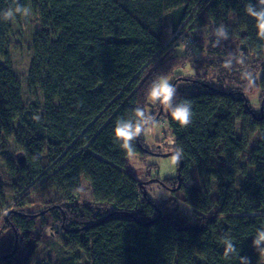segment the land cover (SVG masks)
I'll return each instance as SVG.
<instances>
[{
  "label": "trees",
  "instance_id": "16d2710c",
  "mask_svg": "<svg viewBox=\"0 0 264 264\" xmlns=\"http://www.w3.org/2000/svg\"><path fill=\"white\" fill-rule=\"evenodd\" d=\"M18 3L39 24L28 91L41 100L25 102L13 66L12 25L24 16L0 18V151L14 141L15 153L25 157L23 163L14 155L6 159L0 174V264H31L43 245L51 249L40 264H242L241 258L261 264L264 253L253 240L264 230V112L252 109L248 92L261 89L264 98V38L246 9L264 5L259 0ZM10 7L13 0H0V12ZM221 27L227 39L216 33ZM185 33L192 41L178 54L176 37ZM194 48L203 59L194 58ZM186 64L196 74L177 75L171 83L173 105L191 106V122L181 126L148 92L154 81ZM136 108L153 120L162 110L160 119L175 139L172 149L182 152L176 191L188 211L175 199L155 202L148 186L129 172L132 156L149 154L141 147L146 148L143 134L152 123L131 142L132 152L121 148L113 132L117 121L135 118ZM82 179L93 187L91 201L81 197ZM179 179L158 180L173 189ZM4 184L16 196L12 202ZM34 191L40 197L32 196ZM16 232V252L7 257ZM227 242L234 252L226 254Z\"/></svg>",
  "mask_w": 264,
  "mask_h": 264
},
{
  "label": "rangeland",
  "instance_id": "374dc122",
  "mask_svg": "<svg viewBox=\"0 0 264 264\" xmlns=\"http://www.w3.org/2000/svg\"><path fill=\"white\" fill-rule=\"evenodd\" d=\"M218 29V28H217ZM39 30V24L34 19V15L30 12V15L27 17H22L19 22H15L12 25V33L10 37V46H11V55L13 66L15 72L22 83L23 86V97L26 103L33 101L36 99L41 100V96L38 94L34 96L32 93L28 91V80H29V69L32 60V52L31 46L34 40L35 33ZM201 35L200 42H205L207 40L206 34ZM208 34V33H207ZM175 34L172 35V38ZM205 37V40H203ZM171 38V39H172ZM187 34H180L176 37L175 45L177 46L176 53L185 54L186 50V42L190 39ZM192 41V40H191ZM194 52L196 55L194 58L203 59L204 57L200 56V49L194 48ZM198 51V52H197ZM195 75L196 72L191 69L188 64L179 67L174 72L173 76L168 77L167 80L172 83L173 79L177 75ZM248 99L250 101L252 109L261 113L264 111V98H262L261 89H255L248 92ZM167 111V108L164 112ZM170 129L167 126L165 118H159L157 122H154L148 128H146L143 139L145 141V145L149 154L147 156L141 157V155L132 156L129 164V172L138 178L141 182H147L151 179H161L165 180L168 178H175L178 175V162L173 159L174 155L171 156H160L162 153H169L174 151L172 146L175 144L172 135L170 134ZM259 134L256 133L253 141L250 144V150L256 146L257 136ZM16 145L14 141H11L10 146L5 151H0V174L4 172L5 166L4 161L10 158L12 155L16 156L15 153ZM249 160V156L246 153L245 158L242 159V162L247 163ZM46 161V160H45ZM250 174L253 175V168L250 169ZM4 189L6 190L8 202H12L15 199V194L12 192L9 185L4 184ZM148 186V194L152 200L157 203H162L170 199H175L179 203V207L182 210L188 211V206L184 203L182 199L181 190H174L165 187L161 182H154L147 185ZM32 196L40 197L39 191H34ZM81 197L84 201H91L93 199V187L92 185L85 179H82V191ZM173 210L169 207L168 213H171ZM4 226V219L0 217V232ZM55 244V243H54ZM51 249V246L47 247L43 245L36 252L33 257L31 264H40V260L45 253H47ZM56 254L53 255V260L56 258ZM264 264V261L261 263Z\"/></svg>",
  "mask_w": 264,
  "mask_h": 264
},
{
  "label": "clouds",
  "instance_id": "9594fccd",
  "mask_svg": "<svg viewBox=\"0 0 264 264\" xmlns=\"http://www.w3.org/2000/svg\"><path fill=\"white\" fill-rule=\"evenodd\" d=\"M13 3L15 7H10L4 12H0V18L11 20L14 19L17 14L25 17L30 15L31 10L20 5L18 0H13ZM259 3L260 5H264V0H259ZM246 11L256 19L259 36L264 38V7H261L259 11H254L252 6L249 5ZM216 33L223 36L224 39H227V33L223 27L217 29ZM175 95L176 88L164 77L154 81L148 92V96L152 102H161L166 105L170 110L172 119L181 126H187L191 122V106L186 101L174 106L173 98ZM134 114V119L117 121L113 132L115 140L120 143L121 148L126 152L133 151L131 142L144 130V126L151 123L153 120L142 108H136ZM181 154V150L176 149L173 159L178 162ZM262 244H264V230H259L256 238L253 240V247L258 249L261 253H264V248L261 247ZM234 251L235 249L232 247L231 242H227L226 254ZM241 260L242 264H247V258H241Z\"/></svg>",
  "mask_w": 264,
  "mask_h": 264
},
{
  "label": "water",
  "instance_id": "95a60500",
  "mask_svg": "<svg viewBox=\"0 0 264 264\" xmlns=\"http://www.w3.org/2000/svg\"><path fill=\"white\" fill-rule=\"evenodd\" d=\"M161 112H162V110H161ZM161 112H160V114H159V115H158V116H157V117L151 122L152 124L160 118ZM262 112H264V111H262ZM139 138H140V135L138 136V140H139ZM141 149H143L144 151H148V150L145 149L144 147H141ZM174 154H175V151H171V152H169V153H162V154H160V156H171V155H174ZM16 158H17L18 163H23V162L25 161V157H24V153H23V152H18L17 155H16ZM181 164H182V162L180 163V166H181ZM179 172H180V167H179V169H178V179L180 178ZM154 182H161V183H162V181H160V180H158V179H151V180H149V181H147V182H143V184H144L143 187H145L146 185H148V184H150V183H154ZM179 187H180V179H179V185H178V187L175 188L174 190L178 189ZM17 244H18V233L16 232V243H15V249H14L13 253L10 254V255H8L7 257H11V256H13V255L15 254V252H16V248H17Z\"/></svg>",
  "mask_w": 264,
  "mask_h": 264
},
{
  "label": "built area",
  "instance_id": "2783aa9c",
  "mask_svg": "<svg viewBox=\"0 0 264 264\" xmlns=\"http://www.w3.org/2000/svg\"><path fill=\"white\" fill-rule=\"evenodd\" d=\"M189 39H190V40H188V41L186 42V45H187V46H189V45L191 44V40H192V39H191V38H189Z\"/></svg>",
  "mask_w": 264,
  "mask_h": 264
},
{
  "label": "bare ground",
  "instance_id": "6f19581e",
  "mask_svg": "<svg viewBox=\"0 0 264 264\" xmlns=\"http://www.w3.org/2000/svg\"><path fill=\"white\" fill-rule=\"evenodd\" d=\"M173 137V136H172ZM173 139H174V137H173ZM173 143H175V139H174V142Z\"/></svg>",
  "mask_w": 264,
  "mask_h": 264
}]
</instances>
